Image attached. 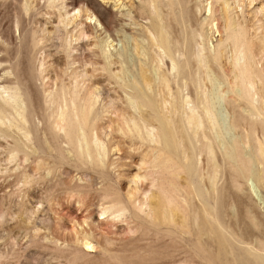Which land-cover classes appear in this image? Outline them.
<instances>
[{"label":"rangeland","instance_id":"obj_1","mask_svg":"<svg viewBox=\"0 0 264 264\" xmlns=\"http://www.w3.org/2000/svg\"><path fill=\"white\" fill-rule=\"evenodd\" d=\"M155 1L162 22L186 47L200 41L224 53L220 65L227 76L214 63L208 80L210 89L223 88L228 75L232 79L227 58L232 44L226 38L223 1ZM209 1L219 33L210 30ZM227 1L228 14L252 41L255 59L264 66V53L259 52L256 42L264 33V0ZM148 3L0 0V112L6 109L9 114L12 94L18 91L33 139L27 142L16 134L23 130L13 128L14 133L0 126V264H264V252L258 250L259 244H264V188L256 182L259 188H253L243 178L238 180L239 188L234 187L232 171L226 165L218 184L223 192V241L209 239L204 253L198 251L194 236L173 241L170 235H132L128 229L132 220H123L112 209L102 212L104 207L114 206L102 199L111 192L104 184H120L118 192L124 198L127 181L137 171L139 154L147 150L143 135L151 123L150 110L136 107L149 104L140 86L142 74L150 73L154 58L148 29L156 32L158 19ZM75 12L77 18H73ZM199 33L203 38L197 36ZM42 57L44 71L40 72ZM84 67L89 78L81 96L92 104L96 129L105 145L104 162L98 165L67 153L65 143L53 142L52 146L44 142L43 131L51 138L44 122L41 133L34 128L35 122L46 117L44 96L56 88L55 84L68 87L71 70L80 72ZM115 108L119 111L114 112ZM24 177L29 181L25 185L21 181ZM42 220L50 222V231L40 224ZM25 221L32 229L25 230ZM33 229H38L34 238ZM45 234L58 239L64 253L43 242ZM85 237L94 248L86 249L79 243ZM31 240L35 242L29 243Z\"/></svg>","mask_w":264,"mask_h":264},{"label":"bare ground","instance_id":"obj_2","mask_svg":"<svg viewBox=\"0 0 264 264\" xmlns=\"http://www.w3.org/2000/svg\"><path fill=\"white\" fill-rule=\"evenodd\" d=\"M148 1L158 19L156 32L145 27L154 58L150 73L142 74L140 87L149 104L136 107L150 110L151 123L145 126L146 133L143 135L148 142L147 150L139 154L138 163L135 164L137 171L127 181L124 198L118 192L120 184H104L111 192L105 193L102 199H108L114 206L104 207L102 212L112 209L123 220H132L133 225L128 226L132 235L148 236L153 233L162 236L160 238L170 235L173 241H185L186 235L194 236L198 251L204 253V244L209 239L219 243L223 241L224 224L220 216L223 192L218 184L224 165L232 171L234 187L239 188L241 182L238 180L243 178L249 180L253 188L257 189L256 183L264 188V66L255 59L252 41L244 31L238 30L228 14V1L222 0L227 17L226 38L232 44L227 57L232 79L228 75L223 88L210 89L208 80L209 71L213 70L212 64H217L221 73L227 76L220 65L224 53L219 48L212 50L210 44L200 41L186 47L162 22L157 2ZM207 4L210 30L217 33L211 1ZM78 16L75 12L73 18ZM59 22L65 24L66 21ZM197 36L203 38L200 33ZM256 42L259 52L264 53V33L258 35ZM134 47L138 51V46ZM43 61L44 57L39 63L40 72L44 71ZM86 69L84 67L80 72L72 69L68 87L55 84L56 88L44 96L46 117L40 121L36 115L39 121L34 123V128L41 133L44 122L51 131V138L44 131L41 134L44 142L52 146L53 142L65 143L68 148L63 149L67 153L73 152L81 161L98 165L104 162L105 145L96 129L92 104L85 102L81 96L89 78ZM12 99L9 114H6V109L0 112V126L5 125L12 132L13 128L23 130L21 134H16L31 142L33 139L27 131V121L23 115L25 103L18 91H14ZM117 111L118 108H115L114 112ZM24 145L26 147L28 144L25 142ZM205 180H208L210 189ZM21 181L23 185L29 182L26 177ZM26 215L29 216V212ZM40 224L50 231L49 221L42 220ZM26 229H32L28 221H25ZM37 231L33 229V238ZM80 240L79 243L86 249L94 248L88 238ZM42 241L51 243L59 250L63 246L49 234L43 235ZM32 242L35 241H29ZM258 250L264 252V244H259ZM81 251L86 253L83 249ZM60 252L64 253L63 250Z\"/></svg>","mask_w":264,"mask_h":264}]
</instances>
